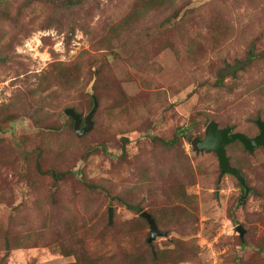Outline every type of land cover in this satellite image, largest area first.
<instances>
[{
    "label": "rangeland",
    "instance_id": "1",
    "mask_svg": "<svg viewBox=\"0 0 264 264\" xmlns=\"http://www.w3.org/2000/svg\"><path fill=\"white\" fill-rule=\"evenodd\" d=\"M7 1L19 20L0 18V264H68L80 261L82 252L103 257L100 264H127L125 254L178 249L176 241L186 258L155 264H264V196L249 194L238 203L243 193L236 179L219 178L215 153L192 145L210 122L249 137L259 132L264 0H179L143 16L140 33L113 51L101 49L98 39L135 0H86L56 13L49 4ZM46 18L48 28L42 27ZM224 23L231 32L217 42ZM69 26L75 29L67 36ZM189 39L202 45L192 55L186 53ZM251 44L258 62L237 81L227 78L230 88L215 89L224 61L242 59ZM80 54L79 83L39 90L46 85L42 77L57 70L54 63L76 64ZM102 64L105 73L91 81L90 66ZM94 99L93 126L77 136L63 110L75 107L85 116ZM185 127L190 139L180 137L176 145L195 175L185 187L193 199L170 203L162 189L179 166L160 138ZM225 150L234 166H243L248 185L264 195V146L247 154L233 141ZM51 170L63 173L61 179L54 180ZM124 201L143 211L180 205L187 218L160 229L147 248L149 227L133 223L140 215ZM237 225L246 230L244 239ZM121 232L129 234L127 241Z\"/></svg>",
    "mask_w": 264,
    "mask_h": 264
},
{
    "label": "trees",
    "instance_id": "2",
    "mask_svg": "<svg viewBox=\"0 0 264 264\" xmlns=\"http://www.w3.org/2000/svg\"><path fill=\"white\" fill-rule=\"evenodd\" d=\"M30 3L36 2V4H39L40 6H43L45 4H49L50 9L56 13L57 10H70L72 8H75L81 4H83L86 0H28ZM179 0H135L133 3V6L131 10L122 16L119 20L116 22L107 25L105 30L101 33L98 42L101 47V49H106L109 51H113L118 46L123 45L129 37L133 35L139 34L138 25L141 23L142 17L150 13L151 11L157 9V8H171L176 5V3ZM13 7V3L7 1V0H0V18L1 19H7L10 20L12 23H18L19 17H16L12 15L11 8ZM60 13L63 14L61 11ZM59 13V14H60ZM187 13H184V16ZM174 17H177V13H172ZM61 16V15H60ZM50 18H46L43 20V22L46 23V25H42V27L48 28L50 27L49 22ZM215 22V21H214ZM214 22L211 23V25H214ZM79 29H81L84 33H87L90 35L92 33V29L89 26H85L81 23H75ZM62 25V23H61ZM226 25V23H224ZM74 27L69 26L67 30V36L68 34L72 33L74 30ZM230 29L227 28V25L225 26V29L222 32L217 33L218 38L221 37L218 41L225 40L224 38L230 34ZM223 38V39H222ZM190 40V39H189ZM165 45H172L169 44L167 41L164 42ZM195 45L197 47H200V43H196L194 39L190 40L187 44L186 53H190V55L193 54L195 50ZM202 47V45H201ZM255 47L253 44H251L250 49L245 53L244 57L242 59H234L232 62L224 61V63L221 66L222 70H226L224 74L221 75H215L214 80V87L218 90H224L225 88H230V83H226L225 80L227 78H232V82L237 81L239 79V74L242 72H247L248 68L253 66L258 62L257 55L254 53ZM174 51L177 56H179V50L177 48H174ZM86 53V52H83ZM82 54H80L79 59L80 62L76 64H66L57 62L54 63L58 66L57 70H54L48 77H42L43 81L46 85H42L39 90L45 91L46 89L50 88V85L58 84L62 88H70L71 84H77L79 83L80 77L83 76V62H82ZM1 59V57H0ZM143 62L146 61V54L144 57H142ZM91 71V81L94 82L96 78L102 77L105 73V65H98V66H90ZM47 97V95H45ZM44 100V99H43ZM98 107V105H97ZM67 108V107H66ZM76 112L77 110L75 107H72ZM97 109V108H96ZM96 112V111H95ZM94 112V113H95ZM80 113V112H78ZM82 114V113H81ZM94 116V114H93ZM260 118L257 117L256 120ZM261 119V118H260ZM53 120V119H52ZM69 120L72 122L73 120L69 118ZM54 121V120H53ZM50 129H54L56 123L49 122ZM219 127V126H218ZM188 128H177L174 133L167 139L160 138L163 146L168 151H173L177 157L175 164L179 166V170H177L174 175L166 182H164L162 192L164 191V195L166 198L170 201H174L175 199L179 202L189 203L188 201H191L193 199L192 195H189L185 187L189 184L195 183V175L194 173L188 169L187 167L183 166V160L180 154L177 152V141L180 137H183L184 139L189 141V136L187 134ZM90 131V130H89ZM85 134V133H84ZM77 135V134H76ZM83 135V134H82ZM81 136V135H77ZM227 146V145H226ZM225 146V148H226ZM243 152L249 154L247 150H243ZM230 159V158H229ZM230 164L234 166L231 161ZM240 163L235 162V166L244 176L245 180V174L243 172V166L241 167L239 165ZM49 174L53 177L54 180H60L63 173H58L53 170L49 171ZM247 183V180H246ZM240 185V184H239ZM248 185V183H247ZM241 186V185H240ZM249 186V185H248ZM251 187V186H250ZM251 192L249 194H254L258 196H264L263 194L257 192L251 187ZM241 192L243 193V188L241 186ZM254 192V193H253ZM247 198V197H246ZM127 208L135 210L137 213L140 214V212L143 211L141 206L136 203L122 202ZM238 203L239 199H238ZM178 210V211H177ZM151 214V216L154 218L155 223L159 229L167 228L170 225L180 224L183 222L184 218H187V210L183 209L182 206H177L176 208L171 207L170 205L167 207L154 209L151 208L150 210L146 211ZM179 213L183 214L180 215ZM184 217V218H183ZM134 224H140L142 223L146 228L149 227L147 221L142 218L141 216L137 217L136 221H133ZM246 232V230H245ZM126 233V232H121ZM245 234V233H244ZM147 235V233H146ZM244 236V235H243ZM244 239L243 237H240ZM129 239V234H123V240L127 241ZM128 243V242H127ZM144 244L147 248L150 246L147 243V239L144 241ZM246 242L241 240V247L246 246ZM176 245L179 247L178 249L175 248H169V249H161V250H140L137 253H128L125 254V261L127 264H155L157 261H175L178 260L183 261L186 258V253L183 252L181 249L184 248V244L182 242L176 241ZM260 250L262 249V244L260 242L259 247ZM64 253L66 255L70 254V251L64 250ZM82 257L80 261H75L68 264H100V259L103 261V257H91L82 252ZM100 258V259H99Z\"/></svg>",
    "mask_w": 264,
    "mask_h": 264
},
{
    "label": "water",
    "instance_id": "3",
    "mask_svg": "<svg viewBox=\"0 0 264 264\" xmlns=\"http://www.w3.org/2000/svg\"><path fill=\"white\" fill-rule=\"evenodd\" d=\"M97 105V101L94 99L93 107L85 116L76 112L72 107H67L63 110L64 114L73 120V130L75 134L82 135L91 130L93 126V114L96 111ZM82 121L83 125H81ZM255 123L259 132L256 135L249 137L242 132L233 131L231 126L218 127L215 122H210L205 130L204 137L192 141V145L196 152L205 150L215 153L220 168L219 178L225 174H229L242 186L244 193L239 199V202L246 199L252 189L247 185L242 173L230 164V159L226 154L225 146L233 141H239L243 148L249 153H253L255 149L264 146V119L258 118ZM139 215L144 218L149 225L147 242L152 243L156 236L161 235V230L157 227L155 220L150 213L142 211ZM108 223H112V207L108 208ZM236 230L238 231L239 236L243 237L245 229L241 225H237Z\"/></svg>",
    "mask_w": 264,
    "mask_h": 264
},
{
    "label": "flooded vegetation",
    "instance_id": "4",
    "mask_svg": "<svg viewBox=\"0 0 264 264\" xmlns=\"http://www.w3.org/2000/svg\"><path fill=\"white\" fill-rule=\"evenodd\" d=\"M243 193H244V192H243ZM242 195H243V194H242ZM242 195H241V196H242ZM241 196L239 197V199L241 198Z\"/></svg>",
    "mask_w": 264,
    "mask_h": 264
}]
</instances>
